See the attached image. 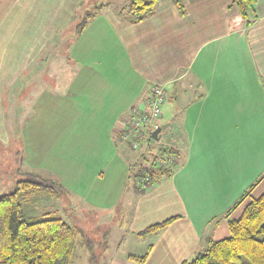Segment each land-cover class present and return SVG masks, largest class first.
I'll list each match as a JSON object with an SVG mask.
<instances>
[{
	"label": "crops",
	"instance_id": "0c3cea01",
	"mask_svg": "<svg viewBox=\"0 0 264 264\" xmlns=\"http://www.w3.org/2000/svg\"><path fill=\"white\" fill-rule=\"evenodd\" d=\"M120 1L0 0V143L12 145L17 135L11 130H41L44 136L38 114L53 108L51 97H72V91L83 97L91 89L100 101L115 88L123 99L102 108V114L113 113L102 141L128 153L119 136L131 108L154 85H164L161 124L170 128L166 147L174 146L179 156L173 174L144 194L131 186L126 235L97 264H140L129 256L144 255L150 245L144 264H182L211 240L229 236L230 220L249 200L238 201L251 185L250 199L264 193V0H255L249 26L233 0H181L184 12L174 0H160L139 22L125 18ZM100 3L107 4L79 32L86 9ZM46 94L50 98L43 100ZM47 124L63 129L61 118L56 128V121ZM47 138L46 147L64 140ZM127 153L124 159L134 162ZM45 173L60 186L58 196L47 194L61 201L68 182ZM97 197L94 190L92 205ZM53 211L75 225L85 220ZM171 217L177 218L158 235L139 234ZM124 244L127 254L119 251ZM80 260L76 249L73 264Z\"/></svg>",
	"mask_w": 264,
	"mask_h": 264
},
{
	"label": "rangeland",
	"instance_id": "374dc122",
	"mask_svg": "<svg viewBox=\"0 0 264 264\" xmlns=\"http://www.w3.org/2000/svg\"><path fill=\"white\" fill-rule=\"evenodd\" d=\"M129 1L121 0L118 8L121 10ZM68 33L70 34L69 30ZM90 90L83 97L77 94L78 91L76 94L72 91V97L66 96L67 98L63 96L50 98L46 94L42 99L50 98L53 108L44 109L47 113L38 114L45 129L44 136L41 130H11L17 135L12 145L0 143V196L13 192L16 189L17 180L26 172L40 174L46 172L47 176H53L48 173L52 172L59 181L63 176L65 182H68V184L63 183V186L69 191L61 196L66 201H62L63 199L60 201L58 197L47 194L48 192H37L24 206L28 216L42 215L58 208L62 214L70 216V213L75 212L85 219L83 223L76 225L72 223L73 219L71 221L66 219L82 231L79 239L84 245L77 247V255H81L82 260L77 261L76 264H88L89 261L97 264L104 256L117 249L119 239L126 235L128 210L132 206L130 198L133 197L130 193L131 186L142 185V179L136 174L145 164L146 158L151 166H155V157L164 154L161 150H164L171 140L169 126L159 133L157 139L151 141L149 137L151 138L152 134L145 138L140 149L132 148L123 141L120 134L119 144H123L128 151L126 153L135 159L134 162L126 161L125 152V154L122 151L117 152L115 145L111 143L108 145L102 141L104 130L109 124L107 122L111 121L113 116V113L102 114V108L106 110L105 107L110 105H120L122 95L113 88L103 93L105 97L99 101L96 92H90ZM102 102H106L107 106H102ZM74 103L76 111L71 108ZM66 110L68 112L72 110L73 113H67ZM29 116L33 117L31 123L35 124V115ZM60 118L63 129H47V126H50L47 123L52 121H56L55 128L59 126L57 123ZM159 122L165 123L163 115ZM49 135L63 136L61 146L51 144L46 147L43 137L49 138ZM101 173H103L102 181L99 175ZM121 186H124V191L122 189L116 192ZM94 190L98 192L96 199L98 205H92L91 197ZM116 195V202L112 204ZM204 234L206 236L207 231ZM129 248L127 244H124L119 247V251L127 254ZM133 251H135L134 247L131 248V252Z\"/></svg>",
	"mask_w": 264,
	"mask_h": 264
},
{
	"label": "trees",
	"instance_id": "16d2710c",
	"mask_svg": "<svg viewBox=\"0 0 264 264\" xmlns=\"http://www.w3.org/2000/svg\"><path fill=\"white\" fill-rule=\"evenodd\" d=\"M160 0H130L121 8V12L130 22H139L154 13ZM180 11L184 12L181 0H174ZM239 8L246 25H250L256 16L255 0H233ZM107 3L94 5L86 9L78 24L81 32L95 16L96 11ZM155 139L153 135L150 140ZM163 150V149H162ZM164 152L173 155L175 162L178 152L174 146L166 147ZM146 158V157H145ZM145 159L136 176L142 179V185L134 186L137 194H144L153 188L163 176H171L172 169L151 166ZM255 183L241 196L238 204L251 197ZM60 186L51 178L39 173H23L16 182L13 192L0 196V264H73L82 231L58 216L54 211L42 215L28 216L25 206L37 192L56 193ZM177 217L149 226L140 232L144 235H158ZM229 236L211 240L203 252L194 253V260L182 264H264V193L258 198H249L241 216L229 222ZM151 245L142 256L129 257L144 264Z\"/></svg>",
	"mask_w": 264,
	"mask_h": 264
},
{
	"label": "built area",
	"instance_id": "2783aa9c",
	"mask_svg": "<svg viewBox=\"0 0 264 264\" xmlns=\"http://www.w3.org/2000/svg\"><path fill=\"white\" fill-rule=\"evenodd\" d=\"M165 98V86L157 84L151 88L141 103L131 108L125 126L120 132L124 142L134 149H140L145 138L151 136L152 132L161 125L159 119L163 115ZM155 161L157 167L173 169L176 165L174 156L165 152L157 155Z\"/></svg>",
	"mask_w": 264,
	"mask_h": 264
},
{
	"label": "water",
	"instance_id": "95a60500",
	"mask_svg": "<svg viewBox=\"0 0 264 264\" xmlns=\"http://www.w3.org/2000/svg\"><path fill=\"white\" fill-rule=\"evenodd\" d=\"M166 127H167V125H162V126L157 127V129H155V130L153 131V133H152L153 137H154L155 139L158 138L159 133H160L163 129H165ZM193 260H194V258L192 257V258L190 259V262H192Z\"/></svg>",
	"mask_w": 264,
	"mask_h": 264
}]
</instances>
